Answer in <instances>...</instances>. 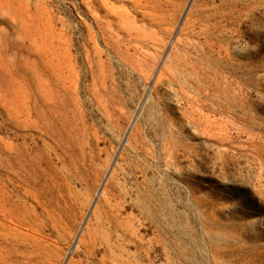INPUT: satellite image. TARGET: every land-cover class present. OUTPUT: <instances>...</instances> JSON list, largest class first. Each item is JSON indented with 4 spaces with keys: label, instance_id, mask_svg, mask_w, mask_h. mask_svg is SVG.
<instances>
[{
    "label": "rangeland",
    "instance_id": "obj_1",
    "mask_svg": "<svg viewBox=\"0 0 264 264\" xmlns=\"http://www.w3.org/2000/svg\"><path fill=\"white\" fill-rule=\"evenodd\" d=\"M0 264H264V0H0Z\"/></svg>",
    "mask_w": 264,
    "mask_h": 264
}]
</instances>
